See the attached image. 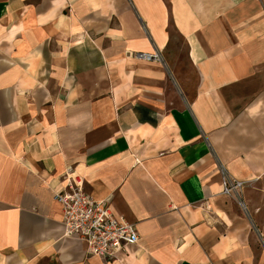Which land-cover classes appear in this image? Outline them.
Wrapping results in <instances>:
<instances>
[{"label":"crops","instance_id":"crops-1","mask_svg":"<svg viewBox=\"0 0 264 264\" xmlns=\"http://www.w3.org/2000/svg\"><path fill=\"white\" fill-rule=\"evenodd\" d=\"M66 173L136 245L64 237ZM0 264H264V0H0Z\"/></svg>","mask_w":264,"mask_h":264},{"label":"built area","instance_id":"built-area-1","mask_svg":"<svg viewBox=\"0 0 264 264\" xmlns=\"http://www.w3.org/2000/svg\"><path fill=\"white\" fill-rule=\"evenodd\" d=\"M137 58L145 62H160V53L139 54ZM222 194L226 197L237 195L243 183L229 179L222 173ZM63 187L54 192V200L62 208L64 237L82 242L87 256L104 261L113 260L116 255L137 244L139 236L136 227L123 218L115 217L107 200L90 198L80 180L72 174H64Z\"/></svg>","mask_w":264,"mask_h":264}]
</instances>
